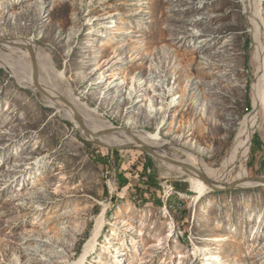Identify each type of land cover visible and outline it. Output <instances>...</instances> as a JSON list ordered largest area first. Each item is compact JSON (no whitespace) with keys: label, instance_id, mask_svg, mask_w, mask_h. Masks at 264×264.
Returning <instances> with one entry per match:
<instances>
[{"label":"rangeland","instance_id":"1","mask_svg":"<svg viewBox=\"0 0 264 264\" xmlns=\"http://www.w3.org/2000/svg\"><path fill=\"white\" fill-rule=\"evenodd\" d=\"M249 11L264 40V0H0V39L47 54L94 119L217 169L259 102ZM0 58V264H264V186L198 196V178L86 139ZM238 149L231 176H264L262 104Z\"/></svg>","mask_w":264,"mask_h":264},{"label":"bare ground","instance_id":"2","mask_svg":"<svg viewBox=\"0 0 264 264\" xmlns=\"http://www.w3.org/2000/svg\"><path fill=\"white\" fill-rule=\"evenodd\" d=\"M248 14L250 15L252 13L249 11ZM252 15H250V18L255 29L256 59L258 69L261 71V74L258 76L260 87L259 102L256 103L253 106L252 111L245 116L242 122V127L236 135L231 152L225 158L222 165L217 169L203 164L201 158L198 156L202 155V153H200V150L197 149L198 155H196V152L194 153L192 146H190L189 149L181 150L187 156L186 160L179 161V159L176 160L168 156L162 149V147H164V142L160 136V133L157 131L150 134H130L123 136V132L115 130L112 125L101 122L96 118L94 119L90 109L79 104L76 99H73L70 96L71 93L69 91L66 92L62 90L60 84L64 73H62V70L55 69L51 64L49 56L41 52L33 43H0V50L8 51L11 54L18 55V58H20L21 61L20 67L22 72L18 74L15 73L16 79L22 84L27 83L34 86L36 89H41L46 101L48 104H50V106H60L62 108L61 114L63 118L69 120L77 126H80L79 122H81L80 131L82 132V135L86 137V139L90 140V138H94L110 147H120L129 143H136L137 145L145 144L152 148L158 158L157 160L164 167L174 170L182 175L184 174V171L181 166L188 167L194 174V177L199 179L193 180L195 181L194 189L197 191L198 196H202L206 192L210 191L208 185L201 181L200 178L202 177L220 185H225L234 181L241 182L239 185V188L241 189L254 188L257 185L256 183L252 182L249 177L235 178L231 176V172L233 171L236 161L237 151L239 150L238 147L241 145L243 138L248 135V126L251 124V121L254 119V117H256L258 107L261 104L264 106V40L260 27H258V24H256L258 21L257 15L254 17ZM22 41H24V39ZM0 68H4L9 71L12 70L11 65H9L8 62L2 58H0ZM149 104L151 105V102H149ZM154 110L155 112H159L160 108H155ZM105 131H108L107 136H109L110 139L101 136L105 134ZM165 146H170V144L165 143ZM168 159L178 161L180 164H172L167 161ZM92 234L94 233L92 232ZM220 262L221 259L213 255L209 256L203 264H216Z\"/></svg>","mask_w":264,"mask_h":264},{"label":"water","instance_id":"3","mask_svg":"<svg viewBox=\"0 0 264 264\" xmlns=\"http://www.w3.org/2000/svg\"><path fill=\"white\" fill-rule=\"evenodd\" d=\"M5 42H10V40H5V39H0V43H5ZM39 89V88H38ZM39 92H42L41 89H39ZM44 95V94H43ZM79 127H81V122H79ZM115 130L117 131H121V132H126L128 133L129 135L132 134L130 133V131L126 128H116L114 127ZM105 134H108V131H105L104 132ZM90 137V136H89ZM88 137V138H89ZM92 137V136H91ZM90 140H92L94 143L98 144V145H102L104 147H107L108 149H116V148H119V147H110V146H107L105 145L104 143H102L101 141L97 140V139H92L90 138ZM125 148H132V147H136L138 148L140 151H142L143 153L147 154L148 156H151L155 159H158L157 156L155 155L154 151L152 150L151 147L147 146V145H137L136 143H129V145H123ZM122 147V146H120ZM168 162L172 163V164H175V165H179L180 163L178 161H175L173 159H168L167 160ZM184 173H187V174H190L192 176H194V174L192 173V171L188 168V167H185V166H181ZM201 181L205 182L208 187L210 188V191H214V192H220V191H228V190H234V189H239V185L241 182H231V183H228V184H225V185H220V184H217V183H213L205 178H200ZM250 180L254 183H256V187H259V186H264V176H259V177H250ZM255 188V187H254Z\"/></svg>","mask_w":264,"mask_h":264},{"label":"trees","instance_id":"4","mask_svg":"<svg viewBox=\"0 0 264 264\" xmlns=\"http://www.w3.org/2000/svg\"><path fill=\"white\" fill-rule=\"evenodd\" d=\"M247 46L249 45V40H247ZM247 110L249 111L250 110V102L247 101ZM257 144H258V141H257ZM253 145H254V142H253ZM249 147V146H248ZM254 147L252 146L251 147V154L253 155L254 153ZM114 154H116L115 156H117V152L116 151H113ZM239 154V152H238ZM240 157V156H239ZM153 167V163H152V159L150 157H147V161L145 163V169H151ZM149 184L150 186H153V187H157V182H155L154 178L152 176H149ZM172 188L175 192L177 193H180V194H187L188 193V185L186 182H182V181H173L172 183ZM107 192V191H106Z\"/></svg>","mask_w":264,"mask_h":264}]
</instances>
